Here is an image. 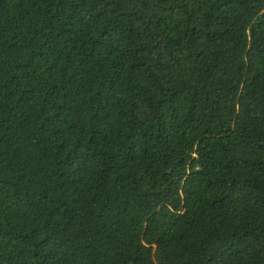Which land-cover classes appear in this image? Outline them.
Instances as JSON below:
<instances>
[{"label":"trees","instance_id":"16d2710c","mask_svg":"<svg viewBox=\"0 0 264 264\" xmlns=\"http://www.w3.org/2000/svg\"><path fill=\"white\" fill-rule=\"evenodd\" d=\"M0 264H264V0H0Z\"/></svg>","mask_w":264,"mask_h":264}]
</instances>
